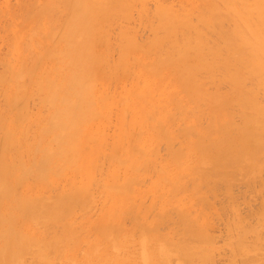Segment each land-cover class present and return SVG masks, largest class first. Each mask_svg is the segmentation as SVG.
I'll use <instances>...</instances> for the list:
<instances>
[{"label": "bare ground", "instance_id": "obj_1", "mask_svg": "<svg viewBox=\"0 0 264 264\" xmlns=\"http://www.w3.org/2000/svg\"><path fill=\"white\" fill-rule=\"evenodd\" d=\"M137 27L149 36L141 39ZM261 99L264 0H1L0 264H116L131 225L138 227V264L214 263L206 245L215 239L203 229L218 208L204 205L205 221L199 207L219 184H227L223 195L234 194L229 180L238 175L227 178L228 169L255 174L264 167ZM160 144L165 165L158 163ZM145 180L152 205L139 207ZM97 188L108 203L92 221L84 205ZM183 194L196 197L200 212H187L195 204L186 208ZM173 201H181L177 213ZM167 206L176 213L174 228L183 229L175 234H187L189 245L167 238L173 227L160 232L173 218ZM81 208L79 219L88 217L77 221ZM258 238L254 252L264 250ZM240 244L233 245L236 258L251 251ZM246 256L240 264H256L257 256Z\"/></svg>", "mask_w": 264, "mask_h": 264}, {"label": "rangeland", "instance_id": "obj_2", "mask_svg": "<svg viewBox=\"0 0 264 264\" xmlns=\"http://www.w3.org/2000/svg\"><path fill=\"white\" fill-rule=\"evenodd\" d=\"M1 1V0H0ZM10 2L11 3H14V0H10ZM149 8L150 7H153L152 6V3L150 2L149 4ZM136 15L134 14V17H135ZM134 20H135V18H134ZM137 21H133L132 22V24H133V26H138V25H136L137 23H136ZM131 24V25H132ZM138 28V33L139 32H141V33H139L138 35L140 36V38L141 39H146L148 36H149V34L150 33H148L149 31H145L146 29L144 28V29H142L141 27H137ZM141 29V30H140ZM144 30V31H143ZM148 30V29H147ZM144 33V34H143ZM146 34V35H145ZM142 35V36H141ZM146 37V38H145ZM225 88V87H224ZM224 88H222L221 87V89H223V91L224 90H226V88L224 89ZM118 88H116L115 90L116 91H119V90H117ZM261 101H264V100H262L261 99ZM262 103H264V102H262ZM34 107V105L32 106V108ZM35 107H36V105H35ZM35 107H34V109L33 110H35ZM235 108H233V110H234ZM236 116V115H235ZM237 117V116H236ZM236 117L235 118H232V122H234V121H236L237 120V122L238 123H240V119H236ZM210 118H208V120H209ZM112 120H113V122H114V119L112 118ZM204 120H206V118L204 119ZM207 120V121H208ZM207 121H204V123L205 122H207ZM237 122H234V123H236L237 124ZM110 129V128H109ZM111 132V129L109 130V133ZM111 134V133H110ZM161 145V144H160ZM165 145H161V147H160V152L158 153V155L160 154V156L158 157V155H157V158H160V160H158V163L160 164V165H165L166 164V158H168L167 156H166V153H167V151L165 150V147H164ZM193 159V158H192ZM190 159H186V162H188ZM193 162H191L190 164H192ZM228 172L226 173V177L228 178V176H230L231 174L230 173H232L233 172V175H235L236 176V174L238 175V176H230V178L229 179H234V177H235V179L233 180V181H231V180H229L230 182H231V186H232V184H233V187L231 188V186L230 187H226V189L225 190H227V188H231L230 190H231V193L233 192L234 194L232 195H230L229 194V197L231 196V198L232 197H234V198H229L228 197V195L226 194V195H223V194H225V192H227V191H223L224 190V187H225V185L227 186V184H223L222 182V184H219L218 186H220V187H222V188H218V189H216V191L217 192H219L220 191V189H221V191L219 192V194L217 195L216 194V196H214L215 194V192L212 194L211 193V195H213L214 197H211V195H210V193L208 194V193H206V196H205V193L203 194L204 195V198L205 197H207V195H208V197H209V200H205L204 201V199L202 198V201L205 203H203V205L202 204H200V206L202 205V206H204V205H206L207 207H208V209L210 210V209H215V208H218V210H219V212H217L218 210H214V212H212L211 210H210V212L208 213L207 211L208 210H206L205 209V207L206 206H204V208H203V211H202V206L201 207H199V204L198 203H196L197 201H195L196 200V197L194 198V196H192V199H195V200H191L194 204H195V208H194V205L193 204H190V200L189 199H191V197L189 198V196H187V195H180L181 197H183V198H181L180 197V199H181V201H182V203H183V201L184 200H186V201H184V202H186L187 204L185 205L186 206V208L188 207L187 205H193V208H188V211L187 212H189V210H190V215L192 214H195L194 212H196V211H199L200 212V210H201V212H200V214H198V216L200 215L201 216V218H202V212H204V214L205 213H208V214H210L209 216L207 215V217H208V220H207V217L205 218L204 216V219H205V221L207 220L208 221V224L207 223H205L206 224V226H208L209 224H210V227H209V230H207L206 228H204V227H206L205 226V224L203 225V222H204V219H202V221H200L201 222V226H203L202 228H204L203 230L204 231H208V233H207V235L209 236V238H210V236H211V240H214L213 242H209V245L211 246V248L214 246L216 249H215V253L214 252H212L211 251V248H209L210 246L209 245H206V248L208 247V250L210 251H208V253H213L214 255H213V259H212V254H211V260H214V261H211V262H214V263H212V264H229V259H231V258H234V257H231V255L233 256V254H234V256H235V254H237L236 252H234L232 249H234L233 247V245L235 244V246H236V244H239V243H241L240 245V247H242V249L243 248H245V249H248L249 248V246L251 245L252 247L251 248H249V249H251V251H252V249H253V247H256V246H254L255 245V242H257V241H254V240H256L257 238H258V235H259V237L260 236H262V237H260V238H258V241L261 243H263L264 244V239L263 240H259V239H261V238H263L264 237V223H262V222H264V220H260V217L262 216V218L264 219V217H263V213H262V211L263 210H261V209H263V208H261L262 206L264 207V202H262V206L260 207L261 209H259V206L261 205V198L263 199V201H264V189L261 187V185L260 184H262V186H263V182H264V167L259 171V173H255V174H251V172L249 171V170H245L246 171V173L244 172V171H242V172H244V174H246V175H242V172L240 171L239 172V170H237L238 171V173H237V171L236 170H232L231 169V172H230V170L228 169L227 170ZM247 171L248 172H250V174H247ZM234 172H235V174H234ZM242 176H241V175ZM228 175V176H227ZM119 176L121 177V173L119 174ZM154 177V176H153ZM231 177H233V178H231ZM227 178H225V179H227ZM254 180H253V179ZM148 179V178H147ZM225 179H224V183L226 182V181H228V180H226L225 181ZM249 179L251 180V181H249ZM250 183H249V182ZM254 181V182H253ZM262 181V182H261ZM145 182H146V184L148 183V181L147 180H145ZM145 182H142V184L141 183H139V185H138V187L140 188H142V189H140V190H143L144 192L146 191L144 188H146L147 186H149L148 184L147 185H145ZM233 182V183H232ZM252 182L254 183V184H252ZM218 183H220V181L218 182ZM249 183V184H248ZM143 187H142V186ZM223 185V186H222ZM230 185V184H229ZM228 185V186H229ZM250 185H252V186H258V190L256 189L257 187H252V186H250ZM146 186V187H145ZM249 186V187H248ZM264 187V186H263ZM262 188V189H261ZM97 189H99V188H97ZM97 189H95V191H94V193L93 194H95V196H94V200L92 201L93 203L91 204V206H90V204H85L84 205V208H86L87 210L85 211V209L83 210L82 208V211H78V210H76L75 211V213H74V215H75V219H77V221L78 220H80V221H84L85 219H87V217H85L84 216V214L82 215V217L84 218L83 220L82 219H79V217H81V214H82V212H84L86 215H91L90 217L92 218V216H93V218L91 219L92 221L93 220H97V218L98 217H100L99 215H102V213H103V211H104V209L106 208V206H107V199H106V197L102 194V192H100L101 190L99 189V191H97ZM147 189V188H146ZM251 190L250 192H249V190ZM261 189V190H260ZM260 190V191H259ZM142 193L141 195H139V197L137 196V198L140 200V199H142V198H145L144 199V201L142 202L141 200V205H140V202H139V200L137 199V202H139L138 203V205H139V207H144L146 204V206L147 207H150L149 205H152V197H150L149 195L147 196L146 195V193L147 194H149V192H145V193ZM221 192H223V193H221ZM258 192H260L259 194H258ZM263 194V195H262ZM50 195H52V194H50ZM144 195H146L145 197H144ZM244 195V196H243ZM185 196L186 197H188L187 199H185ZM247 196V197H246ZM147 197H149V199H151V200H148V198ZM225 197V198H224ZM228 197V198H227ZM241 197H242V199H244L243 201H242V199H241ZM227 198V199H226ZM238 198V199H237ZM208 199V198H207ZM247 199V200H246ZM227 202V205L229 204V206L228 207H230V209L227 207V205H226V202ZM230 200H232V202L230 201ZM240 200V201H239ZM246 200V201H245ZM135 201H136V199H135ZM181 201H180V203H177V202H175V201H173L174 202V205L176 204V209H174L175 211L177 210V207L178 206H180L181 205ZM206 201H208L209 202V204L206 202ZM233 201H234V203H235V205L236 206H233L234 205V203H233ZM188 202H189V204H188ZM143 203L145 204V205H143ZM149 203V204H148ZM207 203V204H206ZM222 203V204H221ZM233 203V204H232ZM260 203V204H259ZM197 204V205H196ZM221 206H220V205ZM137 205V206H138ZM210 205H212V207H210ZM224 205H226L225 206V208L227 209H225L224 208V211H221L222 210V208H223V206ZM173 206V205H172ZM197 206L199 207V209L197 208ZM221 208H220V207ZM233 206V207H232ZM167 207H170V206H167ZM174 207V206H173ZM251 208V209H250ZM90 209V210H89ZM170 209L171 210H168L169 211V213H171V214H169V215H171L173 218H171V216H170V218H171V223H172V225H171V223H170V225L168 226L167 224H165L166 226L165 227H163V228H166V229H162L161 227L163 226H161L160 228L162 229H159L160 230V232L163 234V232H166V233H168L169 232V229L170 228H172V230L170 231V232H172V233H174L173 235H175V237H173V235L169 232V236H170V234L172 235V236H167V238H173V242L175 243V242H177V241H179L178 243H180L181 241H182V243H183V241L186 239V244L185 243H183L184 245H189V243H188V240L190 241V239L189 238H187V234H185V232L183 231V234H185L186 235V238H185V235H183V238H184V240H183V238H181V236H182V234L180 235V237H179V234H178V232H176L177 234H178V236H177V234H175V231L174 230H177V229H175L174 228V226H175V224H176V220H175V218H176V216H173V214L175 215L176 213H177V211H176V213H173L172 214V208L170 207ZM194 209H197V210H195V211H193V213H191L192 212V210H194ZM259 209V210H258ZM89 210V211H88ZM157 210H158V208H157ZM157 210H155V211H157ZM206 210V211H205ZM228 210H229V212H228ZM233 210V211H232ZM88 211V212H87ZM171 211V212H170ZM175 211H173V212H175ZM215 211H216V214H215ZM235 211V212H234ZM251 211V213H249V212ZM253 211V212H252ZM78 212L80 213V214H78ZM91 214H90V213ZM98 212H100V213H98ZM153 212L154 211H151V214L152 215H154L153 214ZM158 212V211H157ZM199 212H197V213H199ZM222 214H221V213ZM232 212V213H231ZM256 212H258L261 216H259L258 215V213L256 214ZM155 213V212H154ZM213 213L215 214V216L213 215ZM217 213H218V215L219 216H221L220 218L221 219H219V216H218V218L216 217L217 216ZM249 213V214H248ZM99 214V215H98ZM148 214H150V212L149 213H147L146 215H145V218L147 219V220H149V218L148 217H150V219L152 218L151 217V214L149 215V216H147ZM235 214L238 216V218H240V221H244L245 222V220H246V222L245 223H247V224H249L251 227L254 225V222L256 221V224L254 225L255 227L256 226H259L260 224H261V227H259L260 229H258V227H257V230L259 231V232H257L256 230V233L254 232V231H252L251 230V227L249 226V225H247L246 224V226H245V223L243 222H238L236 219H235ZM239 214L240 215H242V218H241V216H239ZM253 214V215H252ZM197 215V214H196ZM213 215V216H212ZM225 215V216H224ZM232 215V216H231ZM244 215V216H243ZM251 215V216H250ZM254 215H257V218H259V219H257L256 218V216H254ZM195 216V215H194ZM234 216V217H233ZM236 216V217H237ZM247 216L249 217V219L247 218ZM175 217V218H174ZM212 217V218H211ZM216 217V218H215ZM229 218L228 220H227V218ZM95 218V219H94ZM211 218V219H210ZM214 218L216 219V220H214ZM253 218V219H252ZM256 218V219H255ZM89 219V220H90ZM199 219L200 218H198V221H199ZM211 221H210V220ZM226 219V220H225ZM231 219V220H230ZM242 219V220H241ZM254 219H255V221H254ZM127 220V219H126ZM125 220V226H126V228L128 229L129 228V225H131L132 223H131V221L129 220H127L126 221ZM168 221H169V219H167ZM172 220H175V221H173L172 222ZM169 221V222H170ZM226 221V222H225ZM232 221V222H231ZM236 222V224H235V222ZM252 221H253V223H252ZM259 221H261V223L260 224H258L257 222H259ZM212 224H211V223ZM127 223H130V224H128V225H126ZM174 223V224H173ZM226 223V224H225ZM237 223H242V224H240V225H243L244 227H248V229H250V230H246V228H244L246 231H247V233H246V236L247 237H249V234H250V232L252 233H255L256 235H255V237H254V235H253V233L252 234H250V235H252V238L251 237H249V238H247L246 236H245V230H243V226H241L242 228H241V231L243 232L242 234H241V231H239L240 230V226H239V224H237ZM251 224H253V225H251ZM262 224H263V226H262ZM124 226V227H125ZM128 226V227H127ZM132 226V225H131ZM131 226H130V229H128L129 231H127V232H129V233H124L125 235L123 236L124 237V243L123 244H125V245H123V244H121V247L119 248V249H117L116 251H115V253H114V255H115V257H116V264H138V261H137V259H138V255H139V252H140V250H141V245H140V243L138 242V240H137V238H136V236L138 235H136V233L137 232H135L136 231V229L138 230V227L136 228L135 226H133L132 228H131ZM167 226H168V228H167ZM177 226V225H176ZM179 226V225H178ZM236 226V227H235ZM207 227V228H208ZM255 227H253V229H255ZM178 228V230L181 232V230H183L182 229V227L181 228H179V227H177ZM263 228V229H262ZM135 229V230H134ZM181 229V230H180ZM165 230H167V231H165ZM177 230V231H178ZM134 231V232H133ZM140 231H141V229H140ZM140 231H138V233H140ZM174 231V232H173ZM224 231H225V233H224ZM240 233H239V232ZM248 232H249V234H248ZM156 233H158L159 234V232H158V230H157V232ZM156 233H154V235H155V238H157V237H159V236H161V235H158V234H156ZM166 233H164V234H166ZM182 233V232H181ZM212 233V234H211ZM230 233V234H229ZM233 233V235L231 236V234ZM257 233H259V234H257ZM262 235H261V234ZM128 234V235H127ZM164 234H163V237H164ZM226 234V235H225ZM92 233H89L88 234V237L89 238H92ZM127 235V236H126ZM224 235V236H223ZM242 235V236H241ZM243 235H244V237H243ZM157 236V237H156ZM223 236V237H222ZM138 237V236H137ZM162 237V236H161ZM161 237H159L158 238V240H163V237L161 238ZM189 237V236H188ZM247 238V240H245L246 238ZM253 237H254V240H253ZM153 238H154V236H153ZM154 238V239H155ZM167 238H164V239H166V241H169V239L167 240ZM176 238H179L177 241H175L174 239H176ZM181 238V239H180ZM230 238H232V239H234V240H232V242L234 243V244H232V243H230L231 242V240H229ZM251 239L253 240V242L251 241ZM157 240V239H156ZM160 240V241H161ZM171 241H172V239H170ZM211 240H209V241H211ZM235 240H236V243H235ZM230 241V242H229ZM239 241V243H237ZM250 241L252 242V243H250ZM154 242V241H153ZM162 242H164V241H162ZM215 242V243H214ZM229 242V243H228ZM247 242H248V244H247ZM165 243V242H164ZM178 243H176V244H178ZM182 243H180L181 245H182ZM213 243V244H212ZM231 244V245H228V244ZM250 243V244H249ZM258 243V242H257ZM260 243L258 244V246L260 245ZM190 244H192V242L190 243ZM148 248H150L152 245H153V248H154V246H155V243H151L150 241L148 242ZM228 245V246H227ZM230 246L232 247V248H230ZM199 247H200V245H199ZM205 247V246H204ZM236 247H238V245L236 246ZM239 247V248H240ZM260 248H262L261 247V245L259 246ZM258 247V248H259ZM201 248V247H200ZM203 248V247H202ZM202 248H201V250H202ZM239 248H235L236 250H237V252L239 253L241 250H239ZM258 248H254V250L255 249H258ZM82 249H84V247L82 246V248H81V252L80 251H78V252H80V255L79 254H77V256L79 255V257L82 255ZM103 249H104V247L102 246V245H100L99 246V248H98V253L99 254H101L102 252H103ZM150 249H152V247L150 248ZM204 249V248H203ZM214 249V248H213ZM218 249V250H217ZM225 249H227V250H225ZM229 249H231V250H229ZM241 249V248H240ZM248 249V250H249ZM204 251H207V249H205ZM214 251V250H213ZM218 251V252H217ZM229 251V252H228ZM251 251L249 252V254H252V256L251 255H247L246 256V254L242 251V253L239 255L240 256V258L242 257V255L244 256H246V257H249V258H254V256H255V258H256V256H257V258H258V260H257V258L255 259V260H253V262L254 263H256V264H259V261L260 262H262L261 260L263 259L264 260V256H263V249H260V251H259V249L258 250H256L257 252H254V251H252V253H251ZM223 252V253H222ZM232 252H234V253H232ZM228 253V254H227ZM232 253V254H231ZM216 254V255H215ZM218 254V255H217ZM221 254V255H220ZM181 255V256H180ZM180 255H178V257L179 258H181L183 255L180 253ZM228 255V256H227ZM176 256L177 255H175V256H173V257H175V258H173V259H176ZM262 256V257H261ZM118 257H119V259H120V261H119V259H118ZM218 258V259H217ZM240 258L238 257V258H236V256H235V258L233 259L234 261H235V259H236V261L237 262H234V263H230V264H235V263H239L240 264V261H242V260H246V258L245 257H243V258H241L242 260H240ZM259 258H261L260 260H259ZM78 259V258H77ZM173 259L171 258V260L173 261ZM220 259V260H219ZM227 259V260H226ZM238 259H239V261H238ZM224 260V261H223ZM232 260V259H231ZM57 260H55L54 262H56ZM118 261L120 262V263H118ZM210 261H209V263H210ZM227 261V262H226ZM171 262V261H170ZM169 262V264H172V263H170ZM175 261H173V263H174ZM197 263L199 262V264L202 262V260H200V261H196ZM252 262V261H251ZM264 262V261H263ZM61 263V261H59L58 260V262H57V264H60ZM196 263V264H197ZM52 264H56V263H53L52 262ZM62 264V263H61ZM77 264H79V262H77ZM153 264H159V262L158 261H154V263ZM175 264V263H174ZM201 264H206V263H204V261H203V263H201ZM211 264V263H210ZM241 264H243V263H241ZM262 264H264V263H262Z\"/></svg>", "mask_w": 264, "mask_h": 264}]
</instances>
